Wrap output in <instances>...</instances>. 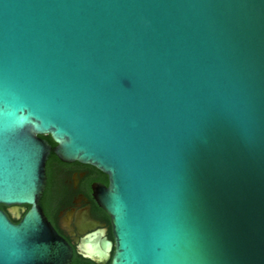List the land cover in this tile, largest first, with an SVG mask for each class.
Instances as JSON below:
<instances>
[{
  "label": "water",
  "instance_id": "1",
  "mask_svg": "<svg viewBox=\"0 0 264 264\" xmlns=\"http://www.w3.org/2000/svg\"><path fill=\"white\" fill-rule=\"evenodd\" d=\"M50 152L107 175L99 260L264 264V0H0V264H70Z\"/></svg>",
  "mask_w": 264,
  "mask_h": 264
},
{
  "label": "flooded vegetation",
  "instance_id": "2",
  "mask_svg": "<svg viewBox=\"0 0 264 264\" xmlns=\"http://www.w3.org/2000/svg\"><path fill=\"white\" fill-rule=\"evenodd\" d=\"M44 172L45 183L38 204L57 234L70 245V264H108V260H97L98 255H94V250L102 251L103 235L112 240L109 215L96 199L99 189L108 184L107 175L90 164L61 161L53 152L45 161ZM0 205L15 223L29 207ZM89 249L93 251L90 258L85 256Z\"/></svg>",
  "mask_w": 264,
  "mask_h": 264
},
{
  "label": "bare ground",
  "instance_id": "3",
  "mask_svg": "<svg viewBox=\"0 0 264 264\" xmlns=\"http://www.w3.org/2000/svg\"><path fill=\"white\" fill-rule=\"evenodd\" d=\"M96 237V236H95ZM95 237L93 238V239H95ZM92 240V239H91ZM98 240V239H97ZM89 241V240H88ZM95 242V241H94ZM94 242L92 243L93 244V246H94V249H96V243L94 244ZM91 245V244H90ZM98 245V244H97ZM92 247V246H91ZM89 248H90V246H89ZM91 249H93V248H91ZM91 249H89L88 251H87V253L88 254H92V253H90V252H93ZM95 252L96 253H99L100 254V250H94V255H95ZM96 256V255H95ZM100 256V257H99ZM99 259H101V255H98V257H97V260H99ZM101 262V261H100Z\"/></svg>",
  "mask_w": 264,
  "mask_h": 264
},
{
  "label": "trees",
  "instance_id": "4",
  "mask_svg": "<svg viewBox=\"0 0 264 264\" xmlns=\"http://www.w3.org/2000/svg\"><path fill=\"white\" fill-rule=\"evenodd\" d=\"M43 137L46 138V140L51 144V145H54V142L51 140L50 136L49 135H41ZM0 207H3V205H0Z\"/></svg>",
  "mask_w": 264,
  "mask_h": 264
}]
</instances>
